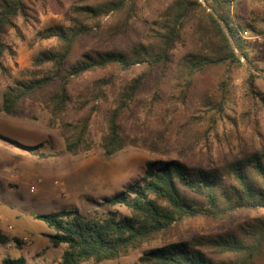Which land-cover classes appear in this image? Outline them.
Returning <instances> with one entry per match:
<instances>
[{"label":"trees","instance_id":"1","mask_svg":"<svg viewBox=\"0 0 264 264\" xmlns=\"http://www.w3.org/2000/svg\"><path fill=\"white\" fill-rule=\"evenodd\" d=\"M28 1L0 0L1 111L18 117L27 100L42 104L49 112V126L59 127L64 150L73 156L95 146L106 156L129 146L167 150L173 108L163 105L159 81L145 105L140 129L124 127V118L145 92L151 72L161 68L164 76L175 64L173 79L187 98L198 75L241 67L242 58L250 65L252 47L243 33H264L257 23L264 24V10L256 12L250 0H171L151 21L146 40L127 50L89 49L85 44L90 36L104 34L110 41L126 37L139 18V2L78 0L64 21L36 33L29 43L30 66L15 78L7 65L15 57L11 33L23 39L21 27L33 26L36 17ZM257 1L264 6V0ZM191 20V45L175 59ZM47 40L51 43L41 46ZM137 64L145 71L125 83L109 105L107 87L118 72ZM89 74L94 77L77 86L76 81ZM256 77L250 73V90L264 102L255 91ZM0 138L21 145L1 134ZM231 156L219 165H195L180 158L150 160L139 180L101 200L87 198L92 205L87 213L73 206L30 215L52 230L44 235L53 247L64 246L53 264L117 259L157 239L166 240L178 224L191 219H202L214 230L143 250L136 264H264V144ZM117 206L129 214H120ZM242 214L250 216L240 218ZM11 241L21 243L0 229V244ZM24 263L23 256L0 260V264Z\"/></svg>","mask_w":264,"mask_h":264},{"label":"rangeland","instance_id":"2","mask_svg":"<svg viewBox=\"0 0 264 264\" xmlns=\"http://www.w3.org/2000/svg\"><path fill=\"white\" fill-rule=\"evenodd\" d=\"M202 2V0H199ZM78 0H29L28 5L36 20L33 26L21 27L23 39L11 33L15 44V57L7 65L15 78L28 68L33 49L29 45L38 31L66 19V12ZM139 18L135 19L126 37L108 40L104 34L90 36L86 41L89 49L116 48L127 50L149 35L151 21L156 19L171 0H138ZM256 12L264 10L257 0H250ZM106 18L104 19V21ZM264 29V24L257 21ZM193 20L186 26L185 43L176 50L179 58L191 45L189 35ZM252 47V63L238 68H215L198 75L185 98L172 73L163 76L161 68L151 72L139 101L124 118V127L131 131L140 129L144 119V108L148 103L156 81L160 82V93L165 107L173 108V123L168 135V149L155 152L145 148L129 146L120 152L106 156L98 146L91 151L73 156L64 150V141L59 127L49 126V112L40 103L27 100L24 113L18 117L6 116L1 111L0 84V134L21 145L0 138V229L20 239L0 244V260L4 256H23L24 264H53L59 259L64 246L53 247L45 233L52 230L34 219L31 211L49 212L61 207L76 206L84 212L91 210L87 198L101 200L123 189L128 183L139 180L146 163L155 159L180 158L195 165H219L241 152H249L264 144V102L250 90L249 75L254 73L255 91L264 98V33L253 36L243 33ZM51 41L42 42L48 46ZM36 48L41 47L38 43ZM145 66L135 65L128 71L116 74L114 82L107 87L108 104L112 105L120 89ZM94 74L86 75L77 86L87 83ZM138 114L139 116L135 115ZM141 118V120L138 119ZM214 128L210 130V127ZM40 153L46 154L40 156ZM116 210L129 214L124 206ZM250 215L242 214L240 218ZM214 230L202 219L186 220L178 224L166 238H187ZM163 238L146 244L141 249L131 250L117 259L100 263L92 261L81 264H136L143 250L163 244Z\"/></svg>","mask_w":264,"mask_h":264}]
</instances>
